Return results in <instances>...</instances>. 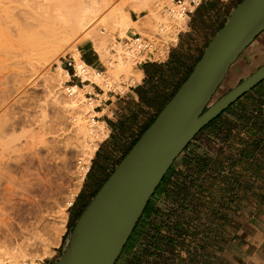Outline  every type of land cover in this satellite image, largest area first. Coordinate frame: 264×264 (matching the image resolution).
I'll return each instance as SVG.
<instances>
[{"label": "rangeland", "instance_id": "1", "mask_svg": "<svg viewBox=\"0 0 264 264\" xmlns=\"http://www.w3.org/2000/svg\"><path fill=\"white\" fill-rule=\"evenodd\" d=\"M20 1L22 2V0H13L12 2L20 4ZM112 1L114 7L111 8L112 5L110 3V6H108V8L110 7L109 9L113 10L114 8L121 6L122 9L124 11L127 10L126 13H129L131 18L137 22L127 29L126 34L119 33V30L117 31V29H112L113 31L111 30L107 39V45L110 49L109 55H103L101 50L96 47V44L94 43L95 41L93 40H87L84 43H81L78 39H72L73 41L61 40V42L54 43L52 46L51 44L50 46L47 45L49 48H43V46L46 45L40 44V42L38 43L40 40L37 41V39H34V41H37V44H33L31 41V49L33 50H30L31 53L29 56L18 55L16 63H14L13 66V74L11 71V76L9 73L6 78L3 77V80L0 81V137L4 133L8 134L7 138L0 142V160L3 162L4 166L0 168V172L5 176L8 173L10 175L13 174L12 176L15 175L14 180L17 177V186L15 185L14 188L12 187L11 191L8 190L10 188H6L7 186H5V182H2L3 184L0 187V264H10L11 254L20 249L24 250L23 252L27 254L28 258L34 257L37 262L36 264H54L63 253L75 225V221L87 201L90 200L97 188L103 183L104 179H106L110 172L118 165V162L134 140L140 135L145 126H147L156 116L154 113H156L159 107H161L160 104H163L166 101L165 95L170 93V91L167 90L174 91V89H176L181 83L176 81V77L171 79L167 77L165 80L157 84L144 79L143 83L140 85L144 87L141 92L145 95L146 102L153 103L154 107L153 109H141L145 111V113L142 114L140 111L138 113V110H136L137 107L133 106V109L131 110V108L126 107V105L121 107L116 102L115 105L118 108L114 107V109L111 110L112 112H108L107 110L98 112V109H100L98 108L100 106L99 98H104L110 94L107 92L109 86L113 87L116 84V86L118 85L117 87L124 92L128 89V86L136 84V81L132 82L127 80L122 72H119L120 74H115L114 77L118 79L113 81L112 84L110 83L109 86L94 80L91 82L85 81L83 84L85 86L88 85V87H82L83 98L81 97V103L82 106L84 105L82 110H84L83 112L85 113L84 115H86V119H91L94 115L97 116L99 127L97 124L95 132L97 134L96 140H99L97 141L95 152L89 161H86L87 156L84 153L85 147L81 142L76 145L73 143L72 145L71 140L67 138L73 133V131L69 130V119L66 115L64 117V110L59 107L60 105H58L56 98L59 97L60 99H64L63 96L67 93L65 92V89H63L64 86L77 82V79L71 78L70 80L69 75H57L58 69H56L55 62L59 59L68 58L69 56L75 58L74 51L79 52L81 46L88 43L94 46L102 60V64L98 67V70L103 73L110 70L112 71V69L118 67L116 66L118 63V56L116 55L117 57H115L117 52L115 49L119 46L127 49L126 38L132 30L142 34H149L155 33L156 30L159 29L156 27L158 26L156 24L157 18L159 17L154 13V10H157L162 4L159 5L158 2L154 3V1L150 0L149 2L154 3H151L154 5V9L151 8L152 5L150 3L148 4L147 0L144 8L142 7L140 11H136L133 7L135 5L133 3H135L136 0ZM139 4L143 6L142 4L144 3L140 2ZM155 4L157 5L155 6ZM163 5L164 6L162 7V10L160 9V12L161 14L163 12L166 14V9L173 5V0H171V3L168 5L165 0ZM197 9L194 11L196 12ZM105 10L101 13L102 17L111 11ZM151 10L154 12L151 13ZM151 14H153V16ZM164 14H162V16L164 18L165 16L167 17V15L164 16ZM190 16V21L193 23L195 19L193 15ZM199 17L196 18V21L199 20ZM201 23L202 26H200L199 29H192V31L180 35L178 46L172 50L173 57L175 56L179 58V63L181 61V63L193 64L196 58L191 55L200 54L202 48L205 47L206 42L208 41L206 32L211 30L214 23L211 19L204 20ZM181 26L178 28V31L179 29L186 28L184 23ZM105 27V25H101L100 30L103 29L106 32L107 30ZM177 36H179L178 32ZM176 40L171 41L176 43ZM72 43L75 44V47L73 48L74 51L72 50ZM134 58L136 60L134 59L132 67L133 69H137V65L139 64L135 63L139 58L136 56H134ZM111 62H114L115 65ZM186 70L189 69L186 68ZM183 73L184 72H182L181 68L179 81L184 77ZM112 74L113 72L110 75ZM115 78H113V80ZM231 89V86H221L215 94L213 102ZM103 90L105 92H103ZM87 91L104 94H100L97 98L94 97L90 101H87L85 100V93ZM69 96V93H67L65 98H68ZM5 100L7 102H5ZM139 100L141 101L142 99L139 98ZM128 101H131V99ZM90 102H92L93 105ZM89 104L93 107L90 111H88V108H85V105ZM8 106H10L9 109ZM96 106L98 107L96 108ZM60 110L63 111L61 112ZM86 111L90 113L88 114ZM106 113H109L111 116L110 121L108 120V124L103 121L107 117ZM28 118L31 123H29L30 121ZM245 119L247 120L248 118ZM245 119L242 120L241 117H237L232 112L229 117L217 121L216 124L223 125L229 123L231 125V122L241 120V124L245 126V124L248 123ZM100 121H103L104 124L102 125ZM65 126L69 128H67L68 133H64L67 131ZM63 127L66 130L62 129ZM247 134L248 133L244 132L242 138H248L249 135ZM134 135H137V137H134ZM206 137L207 136L204 137L202 132L197 138V142L204 143V138ZM238 138L239 136L234 135V133L227 134L224 132L221 133V135L212 136L211 139L207 138V140H210V142L208 141V144L211 147V154L220 156V159L228 157V160L230 161V156L236 152L237 145H235V142L236 144L238 143ZM215 139L218 141H215ZM219 140H221L222 143L224 142L223 146H221ZM197 147V145L194 146L196 149ZM84 156L86 157L84 158ZM111 160H114V162ZM184 161L185 158H180L176 162L173 180H176V174L180 172L184 166L188 165ZM86 162H88V164ZM4 163L8 164L5 165ZM79 163H81V165ZM102 163L107 166L108 170L102 169ZM85 164H87V166ZM108 164H110L109 167ZM81 166L86 167L87 171L84 174L80 188L75 192V179H77L76 176H78V171L82 169ZM190 170L198 174L199 179L201 177L204 179L201 180L202 184L207 183V185H210V182H212L211 189L213 190H215V187L213 186H218L219 183H223L224 179H219V175L215 174L217 170L212 171L210 168V172H208L209 175L206 171L202 172L203 170L198 169L195 165H191ZM240 170H245V167ZM205 173L207 174V178L205 177ZM23 174L24 177L22 176ZM204 174L205 176H203ZM179 188L181 191H185V194L189 191L185 184H180ZM200 195L202 197L203 194L200 193ZM160 197L161 196L158 194L154 199L158 200ZM181 199H179L178 202L186 201L185 196ZM69 200H72V205H67ZM62 210L67 214V221L63 232H61L58 236L59 238L57 239L56 237L55 240V238L52 237L54 234L53 231L55 230L56 220H58ZM50 239L51 241H55L50 243ZM46 245L49 252L45 254ZM19 253L20 252H17L16 255H19ZM23 260V257L19 258V261L24 262Z\"/></svg>", "mask_w": 264, "mask_h": 264}, {"label": "crops", "instance_id": "2", "mask_svg": "<svg viewBox=\"0 0 264 264\" xmlns=\"http://www.w3.org/2000/svg\"><path fill=\"white\" fill-rule=\"evenodd\" d=\"M240 1L242 0H203L197 11L191 14L194 22L190 21V16L187 27L179 33L176 43L171 45L165 57L161 60L143 61L137 65V69L143 73L142 78L122 94H108L99 98L101 103L98 112H112L114 107L118 108L115 102L121 107L126 105L131 110L133 106L137 107L138 113L140 111L142 114L145 111L141 109H153L154 104L146 102L145 95L141 92L144 89L140 86L143 80L157 84L167 77H176L178 83L182 82ZM207 19L213 20L214 24L206 32L208 41L205 47L200 54L191 55L196 58L193 64L179 63V58L173 57L172 50L178 46L180 35L199 29L201 22ZM79 53L93 68L102 64L96 49L88 43L81 46ZM263 64L264 31L231 66L221 86L233 88ZM181 68L184 77L179 81ZM176 89L167 90L170 93L165 95L166 101ZM165 102L160 104L161 107L154 114L157 115ZM232 112L242 120L248 118L245 119L248 123L243 126L241 120H236L231 125L216 124L229 117ZM106 116L103 121L108 124L111 116L109 113ZM214 126L217 128H213ZM202 132L207 137L204 138V143H198L197 138ZM223 132L239 136L238 143L235 142L236 152L230 156V161L228 157L220 159V156L211 154L208 144L210 140H207ZM244 132L249 135L246 139L242 138ZM219 143L221 146L224 144L221 140ZM195 145L198 146L197 149L194 148ZM180 158H185L184 162L188 165L173 180L176 162ZM102 165L103 170H108L106 165ZM191 165L207 174L210 168L212 171L217 170L215 174L219 175V179H224L223 183L213 186L215 190L211 189L212 182L210 185L202 184L201 180L204 179H199L198 174L190 170ZM243 167L245 170H240ZM180 184L187 185V194L181 191ZM200 193L203 194L202 197ZM158 194L161 197L154 199ZM184 196L186 201L178 202ZM115 264H264V80L209 123L179 155L159 184L156 194L148 202Z\"/></svg>", "mask_w": 264, "mask_h": 264}, {"label": "water", "instance_id": "3", "mask_svg": "<svg viewBox=\"0 0 264 264\" xmlns=\"http://www.w3.org/2000/svg\"><path fill=\"white\" fill-rule=\"evenodd\" d=\"M264 31V0H242L192 72L75 222L54 264H115L175 160L209 123L264 80V64L213 102L231 66Z\"/></svg>", "mask_w": 264, "mask_h": 264}, {"label": "bare ground", "instance_id": "4", "mask_svg": "<svg viewBox=\"0 0 264 264\" xmlns=\"http://www.w3.org/2000/svg\"><path fill=\"white\" fill-rule=\"evenodd\" d=\"M12 1L13 0H7V1L6 0H0V81L3 80L2 79L3 77L6 78V76L9 73H10L9 74L10 76L13 74V71H14L13 66H14V63H16V58L18 57V55L29 56V54L33 50V49H31L32 48L31 47L32 44H30L31 41L33 44H37V41L40 40V41H38V43L40 42V44L46 45V46H43V48H44V47H47V45L50 46V44H51V46H52L54 43H58L59 41L61 42V40L62 41L63 40L69 41L72 39H75V40L78 39L81 43H84L87 40H93V41H95L94 43L96 44V47H98V49L101 50V53H103V55H109L110 49L108 48V45H107V43H108L107 39L111 33V30L117 29V31L119 30V33L126 34L127 29L137 22V21H134L131 18L130 14L126 13L127 10L124 11L121 6L116 7L113 10L109 9L110 7L108 8V6H110V3L112 5L111 8L114 7L112 4V2H113L112 0H24V1L22 0V2L20 1V4L19 3L15 4ZM136 1H135V3H133V4H135L133 7L135 8L136 11H140V9L142 7L144 8V6L147 3V0L146 1L138 0L139 2L137 1V4H136ZM149 1L150 0H148V4L149 3L151 4L152 2H149ZM152 1H154V3L158 2L159 5L162 4L161 6L158 5L159 8L156 7L157 10L153 7L154 5H152L154 3L151 4L152 5L151 8L155 9L154 10L155 12L153 10H151V13L154 12L157 15V17H159V18H157V24L156 25H158V26H156V27L159 28L160 30L161 29L164 30L166 32V35H167L169 40L170 39L176 40L178 28L183 23L185 24L186 17H182L179 14V15H175V19L173 21H170L165 16L167 14H164V12L162 13L165 16V18H164L160 12V9L162 10V7L164 6L163 4H164L165 0H152ZM140 2L144 3V4H142L143 6H141L139 4ZM169 3H171V0H169ZM169 3H168V0H166V4L168 5ZM148 4H147V6H148ZM156 5L157 4H155V6ZM105 9L111 10V11H110V13H108L107 15H104V17H102L101 13L104 12ZM164 9H166V8H164ZM107 10H105V11H107ZM155 14H154V17H155ZM151 15L153 16V14H151ZM148 19H149V17H148ZM101 25L106 26L105 27V29L107 30L106 32L103 29L100 30ZM145 26H146V24H145ZM143 32H145V31H143ZM100 33H104V34H100ZM34 39H37V41H34ZM71 45H73L72 46V50H73V48L75 47V44L72 43ZM115 46H116V44H115ZM47 48H49V47H47ZM123 48L121 46H119V47H117V49H115L117 51L115 54V57L118 56V58H117L118 63L116 65L118 67H116L115 69H112V71L110 70L108 72L106 71L104 73H99V72L95 71L94 68H92L91 66H89V67L87 66V69L89 72L87 75L88 78L109 86L110 83L112 84L113 81L118 79V78L114 77L115 74L122 72L123 75L129 81L135 82V81L140 80L143 73L141 70L133 69V67H132L134 59H135L134 55L132 54L133 52H131L128 49H125V48L123 49ZM74 56H75V59L77 60V62H80L79 64L85 65L84 62L82 60H80V53L78 51H74ZM115 57H114V59H115ZM112 64H114V62ZM11 71H12V74H11ZM57 72H58L57 75H60V76L61 75H67V76L69 75L68 70L61 68V67L58 68ZM112 72L114 75L113 74L110 75ZM123 75H121V76H123ZM116 77H118V76H116ZM113 78H115V79L113 80ZM119 78H120V76H119ZM85 87H88V85H86ZM73 88H72V90L74 91V94H69L70 96L68 98H65V96L67 95V93H66V95L63 96L64 99H60L58 97V98H56V101H57L58 105H60L59 107L63 108L64 117L66 115L69 119V121L68 120L67 121H68V123H70L69 124L70 129L67 126H65V128L66 129L68 128L70 131H73V133H71L72 135H69L67 138L71 140L72 145H73V143L76 145L77 143H80V142L84 145V147H85L84 153L87 156L86 161H89V159L93 156L95 149H96V146H97V140H96L97 134H96L95 130H96V126L99 123V121L94 120L92 118L91 119L85 118L86 115H84L85 114L83 112L84 110H82L83 109L82 107L84 105L82 106V103H81L82 102L81 99L83 98L82 91H83L84 87L82 88V87H79L78 85H75ZM58 90H60V89H58ZM5 102H7V101L5 100ZM90 103H92V102H90ZM92 105H93V103H92ZM0 106H1V104H0ZM2 107H4V106H2ZM9 107L10 106H8V109H9ZM85 108H88V111H90L93 107L91 106V104H89V105H85ZM63 110H60V111L62 112ZM88 111H86V112L88 113ZM61 116H62V114H61ZM62 117H61V119H62ZM28 120H29V118H28ZM29 123H31V121ZM100 123L102 125L104 124L103 121H100ZM98 127H99V124H98ZM65 128L63 127L62 129H65ZM31 129H32V127H31ZM68 129L66 132H64V130H63V132L68 133ZM60 131H61V129H60ZM7 136H8V134L4 133L0 137V142L2 140L6 139ZM66 141H68V140H66ZM66 141H65V143H66ZM86 156H84V158ZM78 162H79V160H78ZM81 163H84V162H81ZM81 163H79V164L81 165ZM86 163L88 164V162H86ZM7 164H5V165H7ZM87 164H85V165L87 166ZM2 166H3V162L0 160V168ZM82 166H81L82 169L78 168L81 170L80 171L77 170L79 173H78V176H76V178H77V179H75L76 182L74 181L75 182V188H74L75 192L80 188L84 174L87 171V168L82 167ZM12 175H10L8 173L5 176L2 174V172H0V187L3 184L2 182H5L6 183L5 186H7L6 188H10L8 190L11 191L12 187L14 188L15 185L17 184L16 183L17 177L14 180L15 175L14 176H12ZM22 176L24 177V174ZM71 197H72V195H71ZM71 204H72V200H69V202H67V205H71ZM56 221H57L56 226L54 228L55 230L53 231L54 234L52 236L55 238V240H56V237H57V239L59 238L58 236L60 235L61 232H63V230L65 228V223L67 221V214L64 210H62L60 212L59 218ZM55 240H52V241L54 242ZM52 241L50 239V243ZM23 251H24L23 249H20L18 251L13 252L10 256V264H36L37 263L36 259L34 257L28 258L27 254L24 253ZM17 252H20L19 255H16ZM48 252H49V249L46 245L45 254ZM20 257L24 258V260H23L24 262L19 261ZM40 257L42 258L41 255H40Z\"/></svg>", "mask_w": 264, "mask_h": 264}, {"label": "built area", "instance_id": "5", "mask_svg": "<svg viewBox=\"0 0 264 264\" xmlns=\"http://www.w3.org/2000/svg\"><path fill=\"white\" fill-rule=\"evenodd\" d=\"M202 2L203 0H173L172 7L166 9L167 18L168 20L173 21L175 19V15L180 14L182 17H186L185 26L187 27L190 15L195 9H197L202 4ZM182 29H179L178 35L182 31ZM126 42L127 49L133 52L132 54L134 56L139 58L135 64H140L143 61H148L152 59L161 60L169 52L171 45L174 44L173 41H170L168 39L166 32L162 29H157L155 33L149 34H142L140 32H130L129 36L126 38ZM80 60H82L86 66L79 64L80 62H77V60L71 56H69L68 58L59 59L55 62L56 69L61 67L68 70L70 80L71 78L77 79V82H73L64 86L63 89H65V92L69 94H74L72 88L75 85L84 87L85 85L83 83L85 81H92L87 76L89 73L87 66L89 67L90 65H88L81 57ZM94 70L99 73H103L99 71L98 68H94ZM130 86H128V88ZM103 92L105 91L103 90ZM107 92L113 95H119L124 93L125 91L123 92L119 87L114 85L113 87L109 86ZM99 95L100 93L87 91L85 93V99L87 101H90L92 98H97ZM97 107L98 106H96V108ZM92 119L97 120V116H92Z\"/></svg>", "mask_w": 264, "mask_h": 264}, {"label": "trees", "instance_id": "6", "mask_svg": "<svg viewBox=\"0 0 264 264\" xmlns=\"http://www.w3.org/2000/svg\"><path fill=\"white\" fill-rule=\"evenodd\" d=\"M240 2H241V1H240ZM223 25H224V23L220 26V28H221ZM220 28H219V29H220ZM219 29H218V30H219ZM201 56H202V55H201ZM201 56L199 57V59L201 58ZM199 59H198V60H199ZM198 60H197V61H198ZM192 70H193V68H192ZM192 70L189 72V74L192 72ZM189 74H188V75L186 76V78H185V79H184V80L178 85L177 89H176L175 92L172 94V96L176 93V91H177L178 88L181 86V84L187 79V77L189 76ZM172 96H171V97L165 102V104H166V103L172 98ZM165 104L163 105V107L165 106ZM163 107H162V108H163ZM162 108L159 110V112L162 110ZM159 112H158V113H159ZM158 113H157V115H158ZM157 115H156V116H157ZM156 116L153 118V120H152L147 126H145V128L143 129V131H142V132L140 133V135L134 140V142L131 144V146L129 147V149L125 152V154L123 155V157L129 152V150H130V149L132 148V146L137 142V140L141 137V135L144 133V131H145V130L151 125V123L154 121V119L156 118ZM123 157L121 158V160L123 159ZM121 160H120V161H121ZM120 161H119V162H120ZM119 162H118V163H119ZM114 169H115V168H114ZM114 169L110 172V174L114 171ZM110 174L106 177V179L110 176ZM166 175H167V174H166ZM166 175L164 176L163 180L165 179ZM106 179H104L103 183L106 181ZM163 180H162V181H163ZM103 183H102V184H103ZM102 184L100 185V187L102 186ZM100 187L97 188V190L94 192V194L92 195V197L97 193V191L100 189ZM158 187H159V186H158ZM157 189H158V188H157ZM156 191H157V190H156ZM156 191H155L154 195L156 194ZM154 195H153V196H154ZM92 197H91V198H92ZM91 198H90V200H91ZM90 200H89V201H90ZM89 201H87V203L85 204V206L83 207V209L86 207V205L88 204ZM83 209L81 210V212L83 211ZM81 212H80V214H81ZM80 214L78 215V217L80 216ZM78 217H77V219H78ZM77 219H76V220H77ZM75 222H76V221H75Z\"/></svg>", "mask_w": 264, "mask_h": 264}, {"label": "flooded vegetation", "instance_id": "7", "mask_svg": "<svg viewBox=\"0 0 264 264\" xmlns=\"http://www.w3.org/2000/svg\"><path fill=\"white\" fill-rule=\"evenodd\" d=\"M199 133H200V132H199ZM199 133H198V134H199ZM198 134H197V135H198Z\"/></svg>", "mask_w": 264, "mask_h": 264}]
</instances>
